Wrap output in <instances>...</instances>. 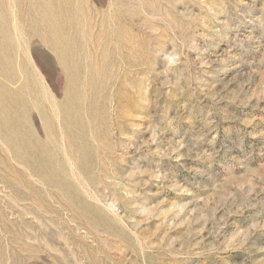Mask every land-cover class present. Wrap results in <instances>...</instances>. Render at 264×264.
I'll return each instance as SVG.
<instances>
[{
  "label": "rangeland",
  "instance_id": "1",
  "mask_svg": "<svg viewBox=\"0 0 264 264\" xmlns=\"http://www.w3.org/2000/svg\"><path fill=\"white\" fill-rule=\"evenodd\" d=\"M0 264H264V0H0Z\"/></svg>",
  "mask_w": 264,
  "mask_h": 264
}]
</instances>
